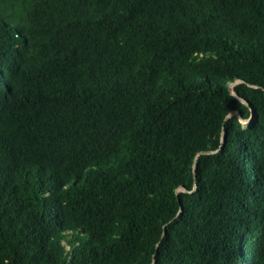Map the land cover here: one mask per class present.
Instances as JSON below:
<instances>
[{
    "label": "trees",
    "instance_id": "trees-1",
    "mask_svg": "<svg viewBox=\"0 0 264 264\" xmlns=\"http://www.w3.org/2000/svg\"><path fill=\"white\" fill-rule=\"evenodd\" d=\"M0 264H264V0H0Z\"/></svg>",
    "mask_w": 264,
    "mask_h": 264
},
{
    "label": "water",
    "instance_id": "water-1",
    "mask_svg": "<svg viewBox=\"0 0 264 264\" xmlns=\"http://www.w3.org/2000/svg\"><path fill=\"white\" fill-rule=\"evenodd\" d=\"M211 151H206V153H210Z\"/></svg>",
    "mask_w": 264,
    "mask_h": 264
},
{
    "label": "rangeland",
    "instance_id": "rangeland-1",
    "mask_svg": "<svg viewBox=\"0 0 264 264\" xmlns=\"http://www.w3.org/2000/svg\"><path fill=\"white\" fill-rule=\"evenodd\" d=\"M232 85H230L229 87L231 88Z\"/></svg>",
    "mask_w": 264,
    "mask_h": 264
}]
</instances>
